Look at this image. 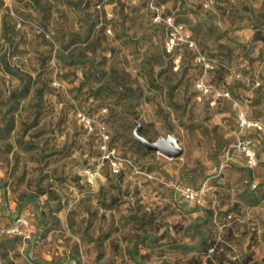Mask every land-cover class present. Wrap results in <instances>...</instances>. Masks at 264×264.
<instances>
[{
  "label": "rangeland",
  "instance_id": "374dc122",
  "mask_svg": "<svg viewBox=\"0 0 264 264\" xmlns=\"http://www.w3.org/2000/svg\"><path fill=\"white\" fill-rule=\"evenodd\" d=\"M0 264H264V0H0Z\"/></svg>",
  "mask_w": 264,
  "mask_h": 264
},
{
  "label": "built area",
  "instance_id": "2783aa9c",
  "mask_svg": "<svg viewBox=\"0 0 264 264\" xmlns=\"http://www.w3.org/2000/svg\"><path fill=\"white\" fill-rule=\"evenodd\" d=\"M240 127L243 129H254V130H261V125L258 123H249L243 116L239 117ZM239 147L241 148L242 152L244 153L245 161L247 167L252 168L256 165V158L255 153L252 149L248 146V143L241 142ZM206 191L205 188L201 189H194L191 187H187L182 190L181 196L186 202L197 203L200 205V201L204 197Z\"/></svg>",
  "mask_w": 264,
  "mask_h": 264
},
{
  "label": "water",
  "instance_id": "95a60500",
  "mask_svg": "<svg viewBox=\"0 0 264 264\" xmlns=\"http://www.w3.org/2000/svg\"><path fill=\"white\" fill-rule=\"evenodd\" d=\"M139 132V129L134 130L133 139L146 151L150 153H159L169 159H178L181 156V149L175 139L168 137L166 140L161 139L156 143H148L139 136Z\"/></svg>",
  "mask_w": 264,
  "mask_h": 264
}]
</instances>
